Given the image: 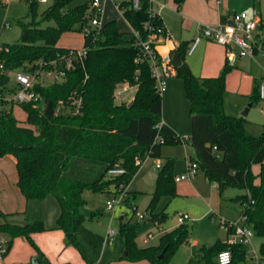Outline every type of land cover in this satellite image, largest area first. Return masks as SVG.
Listing matches in <instances>:
<instances>
[{
	"label": "trees",
	"instance_id": "trees-1",
	"mask_svg": "<svg viewBox=\"0 0 264 264\" xmlns=\"http://www.w3.org/2000/svg\"><path fill=\"white\" fill-rule=\"evenodd\" d=\"M73 1L52 0L37 16V1L30 0L27 9L31 21H17L19 41L0 45L1 103L7 102L4 98L15 90L9 86L13 72L35 73L40 68H50L65 73L62 82L34 85L40 101L18 104L26 112L30 126L22 125L13 116L12 108L0 109V158L14 157L17 186L26 200H43L49 195L56 198L60 213L55 228L64 232L65 245H72L85 255L78 239L79 228L86 218L80 212L86 203L84 191L108 193L121 183L128 185L139 169L136 157L144 159L147 154L160 158L161 167L147 210L151 212L150 219L161 221L163 217L154 212L159 198L176 196L175 159L162 157L161 149L163 145L181 143V136L162 122L161 94L156 90L149 64L140 58L131 32L121 31L115 20L104 23L94 42L84 36L86 58L74 59L72 67H67L63 56L68 49L59 47L57 41L63 32L76 25L82 30L93 13L90 3L71 6ZM175 1L180 6L184 0ZM118 9L131 28L144 35L143 23L150 19L147 0H142L138 10L128 1H120ZM188 46L187 42H180L175 53L180 59L176 76L182 80L190 105L189 161L195 162L205 178L217 185L220 195L228 185L245 190L232 200L246 215V225L253 235L264 239V128L255 136L247 131L245 117L225 112V76L231 69L228 61L217 76H195L185 60ZM123 81L136 86L131 107L116 103L113 96L116 84ZM73 96L80 99L78 112L72 103ZM249 99L251 103L260 100L258 83ZM48 102L52 114L45 113ZM59 102L64 109L56 113ZM157 134L162 136L163 143L155 142ZM253 165L260 167L257 174L252 171ZM114 168H123L124 173L110 174L109 170ZM12 215L0 208V218L4 220L0 236L6 237L2 255L8 253L15 237L23 236L36 252L30 264H51L31 238L33 233L47 230L43 221L13 224L7 220ZM118 219L122 250L119 259L130 264H168L178 246L190 238L188 224L183 223L164 232L157 244L139 246L135 238L142 221ZM231 231L228 229L227 234ZM225 250L231 253L230 262L225 264L244 263L245 245L221 240L202 247L197 260L201 256L204 264H221L217 257ZM259 255L264 259V241L260 243Z\"/></svg>",
	"mask_w": 264,
	"mask_h": 264
},
{
	"label": "rangeland",
	"instance_id": "rangeland-1",
	"mask_svg": "<svg viewBox=\"0 0 264 264\" xmlns=\"http://www.w3.org/2000/svg\"><path fill=\"white\" fill-rule=\"evenodd\" d=\"M30 0H0V45L2 44H13L19 41L20 37V27L17 24L18 20H23L24 22H30L31 16L28 15V2ZM102 20H115L119 29L123 32H129L132 28L128 25L125 18L117 9L116 1L114 0H102ZM169 3H173V0H166ZM52 0H48L46 3L37 2L36 12L37 16L48 6ZM92 0H74L71 3V6L82 4V3H91ZM168 9L162 11V17L166 15ZM257 17L261 18L264 21V0H257ZM89 18V17H88ZM88 23V22H87ZM86 25V24H85ZM264 30V29H263ZM169 35V33H168ZM176 39V37H174ZM172 37V40H174ZM84 42V33L76 25L72 30L63 32L58 41L57 45L66 49H75L80 50L83 47ZM220 47H223L224 56L226 55L224 45L217 44L210 41ZM214 49H217L213 47ZM233 50H237L235 46H232ZM209 48L204 47V43L201 42L194 50L191 55L185 57L186 62L190 66L191 72L195 76H203L201 70L204 68L208 70H213L218 67L215 58L210 59ZM237 52V51H236ZM212 54L214 52L212 51ZM264 55V54H263ZM260 59V56H257V62ZM222 67H219L217 70V75L221 72ZM39 81L44 84L50 83V79L45 77L43 70L45 68H40ZM260 71V63H257V72ZM239 70L237 68H231L228 70L225 76L226 81V93H229V90L236 91L241 85L245 94H251L254 88L253 79L244 76L241 79L239 75ZM208 77V76H203ZM179 82L182 80L179 77ZM170 80H168L169 83ZM14 82L13 77L11 76L9 85ZM182 88V87H181ZM232 91V92H234ZM135 93V87L131 86L124 94L117 95L115 97L116 103H124L128 105L133 98ZM167 93L165 89L161 93L162 99V111L166 114L171 115L173 112V101L166 97V100L163 97ZM181 96L183 101V110L179 116L180 122L185 126V130H190V105L189 101L184 95L183 90H181ZM236 97L229 96V102L231 105L235 106ZM43 105V102H41ZM12 106L13 116L24 126H30L26 122V112L18 104H11L9 102H0V109H10ZM246 105L241 109H245ZM264 107V102L259 100L249 107L248 113L245 118L249 120L246 123V126L251 131V134L258 136L261 134L264 128V115L261 113V108ZM181 137L189 136V134L184 131L180 134ZM186 145L183 146L180 144L173 145H163L161 149L162 157L164 154H171L172 158L175 159L174 163V172L179 173V170L184 168L185 159L184 155L187 150V154H192V148L190 145V140H185ZM156 161H161V159L151 158L147 156L142 165L139 167L137 173L130 179L128 183V188L131 191L136 193L135 197H129L127 203L122 204L115 211L108 210L106 208L105 202L110 198L108 193H98L91 190H86L83 193V197L86 200V203L80 208V212L86 217L82 222V228H80V236L78 239L81 241L83 246H86L92 255L98 257L101 254L103 249L102 241L97 243L96 239L94 240V235L92 229L94 228L95 234H101L104 237L106 236V247L107 250L112 245L119 243L118 238V227H119V216L122 213H125V217L132 218L133 221H137L136 215L130 212L129 206L133 204L136 206V213H146L147 219L151 218V212L147 210V205L149 201V193L154 190L155 178L158 173V169L155 168ZM162 162V161H161ZM196 179L202 181V187L204 190L198 191L199 195H195L191 190V185L186 182L175 183L176 196L170 197L167 195L161 196L155 206L154 212L163 217L159 221V226L154 225L153 221L150 220L144 224H141L137 227L136 231V243L139 246H145L142 242V238L148 233L151 232L154 234V238L150 241L149 244H157L161 236L163 229L168 230L171 227H174L177 223L175 221L176 215L178 213L188 212L192 220L187 222L190 230V240L189 242H184L178 246L172 257L170 258L168 264H204L201 256L197 260L198 252L202 247H208L213 245L217 240L221 241H231L234 239L233 236L226 233V230L221 224V220H229L234 222L239 216V210L234 206L231 197L241 195L245 193V190L238 188L236 186L228 185L224 187L221 196L217 189L210 190L208 182L204 179L203 172L198 169L196 174ZM127 186V184H124ZM113 192V191H110ZM109 192V193H110ZM129 193V192H128ZM52 196V195H51ZM53 197V196H52ZM211 214H214L213 217H209ZM156 220V219H155ZM109 228H114L116 233L113 237V242L110 239H107V231ZM264 241L263 238L259 236H252L249 244L245 245L246 254L245 261L243 264H256V257L260 258L259 255V246L260 243ZM110 243V244H109ZM106 250V251H107ZM253 250L255 253H253ZM258 262L264 264V259H257Z\"/></svg>",
	"mask_w": 264,
	"mask_h": 264
},
{
	"label": "crops",
	"instance_id": "crops-1",
	"mask_svg": "<svg viewBox=\"0 0 264 264\" xmlns=\"http://www.w3.org/2000/svg\"><path fill=\"white\" fill-rule=\"evenodd\" d=\"M166 9H168V11L166 12V15L162 17L161 21L165 28V31L169 33V37L171 39V43L169 45L173 44L175 50L182 41H185L188 43V45H190L192 40L197 35L198 25L216 24V23L230 24L231 21L229 20L228 16L234 12L246 11L249 14V16L257 19L260 23V27L264 29V21L261 18L257 17V0H184L180 6H178L176 1L173 0V3L167 2ZM119 12L121 13L120 10ZM107 21L110 20H105L103 22L105 23ZM172 37L173 39L174 37H176V39L172 40ZM201 42L204 43V47H206V49L209 48L208 51H210V55H209L210 59L215 58L214 60L218 64V67H216L213 70H208L206 68L201 70V74L203 76H208V77L217 76V70L219 69V67L223 66L225 61H228V64L231 65V68L235 67L239 70L238 73L241 79H243L244 76L249 77V79H253L254 86L255 84L259 83L261 79L264 77V55L261 54L260 52H257L255 56L252 58L247 56H239L235 50H233L231 55H227L226 53V55L224 56L223 47L215 45L214 43H210V41L206 39L200 40L196 45V47ZM213 47L217 49H214ZM163 48H166V46H163ZM194 50L192 51V53L194 52ZM212 51L214 52V54H212ZM173 53H175V51ZM257 56H260L258 62H257ZM257 63H260V71L258 72H257ZM175 76L169 79L170 80L169 83L167 82V88H166L167 93L163 97V102L164 99L166 100V97L167 100L170 99L173 101V112L171 115L166 114L164 110L162 111V104H161L162 122L165 125L169 126L179 136L182 132L186 131L189 134V136H184V137H187V139H189L191 132V121H190V130L189 128L188 130H185V126H183L182 122H180L179 120V116L182 113L184 106L181 96V90H183L184 92L183 83L182 81L179 82L178 79L177 80L174 79ZM203 76H198V77H203ZM134 87L136 90V86ZM232 91L234 90H229V93H226V81H225L224 110L227 114L233 116L245 117L246 115H242L240 111L245 105L247 106V104L250 102L249 99L250 94H245L246 92L242 90L241 85L238 87L236 91L234 92ZM233 95L237 98L235 102V106L231 105L229 102V96H233ZM132 98L133 97H131L130 99ZM161 103H162V99H161ZM253 104L254 103H251V106ZM247 122H249L248 119H246V123ZM245 127L247 131L251 133L249 128L246 126V124ZM185 142L182 143L183 146L186 145ZM190 156L191 154L188 155L186 150L184 155L185 166L183 170L182 169L179 170V173H176L175 171L174 172L175 176L180 175L186 170ZM163 157L172 158V155L164 154ZM259 168H260L259 165H253L252 166L253 173L257 174L259 172ZM196 174L194 175L193 178L189 180H181L178 182H182V181L188 182L191 185L190 190L195 195L196 194L199 195L198 191L202 192V190L204 189L202 187L203 186L202 181H198V179H196L197 176ZM17 178L18 176H17L14 157L11 155H6L4 157H1L0 158V208L7 213H14V215L8 217L7 219L8 222L13 224H24L27 220L43 221L47 230L42 232H35L31 235V238L33 242L37 245V247L47 257V259L50 261L51 264H130L127 261L119 259L122 253L120 241L119 243H116L115 245L109 247V249L107 250L106 236L104 237L101 234H95L94 228L91 230L94 235V240L96 239L97 243L99 244L102 241V245H103L101 254L98 257L92 255V253L86 246L82 245L85 252V255H83L76 247L72 245H65L64 232L60 229L55 228L56 220L60 213V207L56 198L54 196L52 197L51 195H49L43 200H26L22 195L21 191L19 190V187L17 186ZM204 179L206 180V182H208V186L210 187L211 191L212 190L215 191V189H217V185L215 183L209 182L205 177ZM127 189L129 192V197L131 196L135 197L136 193L134 191H131L128 188V185H127ZM152 192L148 194L149 200ZM108 194L110 193L108 192ZM232 198L233 197H231V200ZM233 203L234 206L241 213L237 203H235L234 201ZM184 213H188V212L186 211ZM189 216L191 218L189 221H191L192 217L190 214ZM213 216L214 214H211L209 217H213ZM119 217L126 219L125 213H122L121 216ZM238 218L236 220H238ZM2 222H4V220L0 218V224ZM157 226H159V223ZM176 226L177 224L174 227L169 228L168 230L163 229L161 235L164 232L170 231ZM80 228H82V224ZM80 228H79V234H80ZM225 230L227 233L226 228ZM79 234L78 237L80 236ZM5 240H6L5 236H0V244L1 241H3L2 244L4 245ZM253 253H255L254 250ZM35 254H36L35 249L31 246L29 241L23 236H18L13 239L12 246L5 256H3L2 252L0 251V264H30Z\"/></svg>",
	"mask_w": 264,
	"mask_h": 264
},
{
	"label": "built area",
	"instance_id": "built-area-1",
	"mask_svg": "<svg viewBox=\"0 0 264 264\" xmlns=\"http://www.w3.org/2000/svg\"><path fill=\"white\" fill-rule=\"evenodd\" d=\"M40 3H46L48 0H35ZM116 1L117 8L118 2L128 1L133 9H140L142 0H114ZM102 0H92L91 8L93 10L92 16L90 17L88 23L82 26V31L84 36L91 39L92 42L98 39L104 22L101 17L102 12ZM148 9L147 13L149 20L143 23L144 35L139 31L131 29V34L133 36V45L138 47L141 56L140 58L146 60L149 64L151 70V76L155 81V86L157 92L160 94L167 88V82L170 78L176 75V68L173 63V52L175 48L171 43V39L162 24V11L167 7L166 0H147ZM231 21L230 24L227 23H216V24H203L198 25L197 35L192 40L187 49V55H190L198 42L202 39H206L217 44L224 45L226 48L227 55H231L233 52L232 46L237 49V54L239 56L254 57L257 52L264 54V30L260 27V23L254 17L249 16L246 11L234 12L228 16ZM160 20V23L156 21ZM166 46V48H163ZM88 48L82 47L80 50L68 49L67 53L63 56L65 58L67 67H72L73 60L83 61L87 56ZM40 65V64H38ZM2 65L0 63V69ZM40 70L33 72L16 71L10 74L13 77L14 82L9 85L14 87V92L10 96L4 98L7 102L11 104H19L23 102H37L41 100L40 95L34 90V85L39 81ZM46 74L45 77L50 79L51 82H62L65 77L63 71L56 69L47 68L43 70ZM44 84V83H42ZM131 85L127 81L119 82L116 84L113 91L114 98L117 95L124 94ZM258 95L259 99L264 102V77L258 83ZM72 103L75 104V112H78L80 107V99L72 97ZM64 109L62 102H59L55 108V112L59 113ZM261 113L264 115V107L261 108ZM160 127V123L156 126ZM181 143L187 140V137L180 138ZM156 143H163V138L159 134L155 137ZM148 155L146 154L145 158ZM144 158V159H145ZM144 159L140 157L135 158V164L139 167L142 165ZM161 167V162L156 161L155 168ZM198 171L197 164L195 162L188 161L186 170L180 175L175 176V181L189 180L194 177ZM109 173L122 174L124 173L123 168H114L109 170ZM110 198L105 202L106 208L111 211H115L122 204L129 201V193L127 186L124 184H119L113 192L110 193ZM252 202V201H251ZM244 207V204L242 205ZM130 212L136 215L137 221H143L147 219L146 213H136V206L130 204ZM191 218L188 213H178L176 215L177 225L186 223ZM152 220L154 225H158V220ZM224 228L231 229L230 235L234 237L231 241L239 242L247 245L251 241V237L254 236L252 230L246 225V215L240 213L238 220L231 222L226 220H221ZM116 231L114 228H109L107 231V239L112 241ZM154 238V234L148 232L146 236L142 239L143 244L148 245L150 241ZM1 241L0 251L3 253L5 247ZM256 259V264H262L257 261L260 260L259 257L254 256ZM231 260V253L229 250L221 252L217 261L221 264L229 263Z\"/></svg>",
	"mask_w": 264,
	"mask_h": 264
},
{
	"label": "water",
	"instance_id": "water-1",
	"mask_svg": "<svg viewBox=\"0 0 264 264\" xmlns=\"http://www.w3.org/2000/svg\"><path fill=\"white\" fill-rule=\"evenodd\" d=\"M172 58H173V63H174L175 68L179 67V65H180V59H179V56H178L176 53H173ZM132 103H133V101H131L127 106H128V107H131ZM250 106H251V102H249V103L247 104V106L245 107V109L242 111L241 114H242V115H246L247 112H248V108H249ZM45 113H46V114H52V113H53L52 105H51L50 102H48V103L46 104V107H45ZM146 222H148V219H145L144 221H142L143 224L146 223ZM160 256H161V255H160Z\"/></svg>",
	"mask_w": 264,
	"mask_h": 264
}]
</instances>
